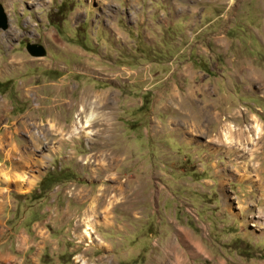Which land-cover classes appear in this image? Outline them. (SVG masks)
<instances>
[{
    "label": "rangeland",
    "instance_id": "obj_1",
    "mask_svg": "<svg viewBox=\"0 0 264 264\" xmlns=\"http://www.w3.org/2000/svg\"><path fill=\"white\" fill-rule=\"evenodd\" d=\"M0 4V264L264 262V0Z\"/></svg>",
    "mask_w": 264,
    "mask_h": 264
},
{
    "label": "bare ground",
    "instance_id": "obj_2",
    "mask_svg": "<svg viewBox=\"0 0 264 264\" xmlns=\"http://www.w3.org/2000/svg\"><path fill=\"white\" fill-rule=\"evenodd\" d=\"M90 121H91L90 117H87L84 120L83 127L84 128L87 127L90 124ZM231 128L232 127L230 125H228L227 127H224L223 130H221V138H222V141L224 142V144H226V145H230V141H231V139H230V131H231ZM255 130H256V133H258L259 130H261V129H259L257 126H255ZM248 137H249V141L250 142H252L255 138H257V136L253 137L252 135H248ZM18 164H19V166H17V167L22 166V165H20V162H18ZM4 180H7V178L5 177ZM25 181H26V179L24 178V176L21 175V176H18V177L16 176V178L14 180V183L17 186V188L20 189L23 186V184L25 183ZM83 230H84L85 236L89 238V241H91L92 238H93L92 237L93 229H92L91 225H86V227Z\"/></svg>",
    "mask_w": 264,
    "mask_h": 264
},
{
    "label": "water",
    "instance_id": "obj_3",
    "mask_svg": "<svg viewBox=\"0 0 264 264\" xmlns=\"http://www.w3.org/2000/svg\"><path fill=\"white\" fill-rule=\"evenodd\" d=\"M8 26L7 16L0 4V29L5 30ZM26 49L32 56H43L45 54L44 48L37 44H27Z\"/></svg>",
    "mask_w": 264,
    "mask_h": 264
},
{
    "label": "crops",
    "instance_id": "obj_4",
    "mask_svg": "<svg viewBox=\"0 0 264 264\" xmlns=\"http://www.w3.org/2000/svg\"><path fill=\"white\" fill-rule=\"evenodd\" d=\"M230 208V207H229ZM228 212H230V209H228ZM230 214V213H229ZM252 214V212H249L247 215H251ZM235 216V214H233L231 217H234ZM235 228V226L233 225V224H231L230 225V231L231 230H233ZM234 238H236V237H232L231 238V240L232 239H234ZM230 250V249H229ZM228 250V256L226 257V259H227V262H226V264H230V262H232V263H234V264H237L236 263V261L237 260H239L241 257L239 256V255H236V252L235 251H229ZM187 251V250H186ZM183 254V253H182ZM184 256V255H183ZM222 258H224L225 259V257H222ZM182 260L183 259H181V258H179L178 257V255L177 254H174V263L173 264H181L182 263ZM184 260H185V264H186V258L184 257ZM253 260V259H252ZM241 264H244L243 262H241ZM252 264V263H251ZM256 264H264V262H262L261 260L258 262V263H256Z\"/></svg>",
    "mask_w": 264,
    "mask_h": 264
},
{
    "label": "trees",
    "instance_id": "obj_5",
    "mask_svg": "<svg viewBox=\"0 0 264 264\" xmlns=\"http://www.w3.org/2000/svg\"><path fill=\"white\" fill-rule=\"evenodd\" d=\"M1 85V83H0ZM56 181V177L53 174H47L40 182L39 186L44 188H49L52 186V184ZM48 185V186H47ZM35 189L31 191L32 194H36V198L40 197V194L42 193L41 188H39L38 192L35 193ZM238 240V239H237ZM247 247V244L245 243L244 247Z\"/></svg>",
    "mask_w": 264,
    "mask_h": 264
}]
</instances>
